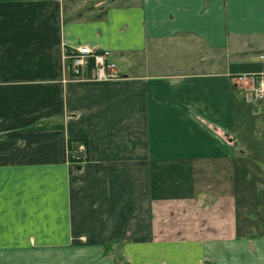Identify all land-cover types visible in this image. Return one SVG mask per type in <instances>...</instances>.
<instances>
[{
	"label": "crops",
	"instance_id": "0c3cea01",
	"mask_svg": "<svg viewBox=\"0 0 264 264\" xmlns=\"http://www.w3.org/2000/svg\"><path fill=\"white\" fill-rule=\"evenodd\" d=\"M0 12V264H264V100L234 79L264 73V0ZM79 46L118 78H73Z\"/></svg>",
	"mask_w": 264,
	"mask_h": 264
},
{
	"label": "built area",
	"instance_id": "2783aa9c",
	"mask_svg": "<svg viewBox=\"0 0 264 264\" xmlns=\"http://www.w3.org/2000/svg\"><path fill=\"white\" fill-rule=\"evenodd\" d=\"M65 59L68 61V69L73 78H81L88 71L91 78L96 81H110L118 78L117 68L111 61L110 52L107 50L79 46L72 49ZM234 79L237 84L249 85L248 91L254 102L264 100V73L238 74ZM73 153L75 158L80 160L79 162L84 161L87 154L86 144L77 143Z\"/></svg>",
	"mask_w": 264,
	"mask_h": 264
},
{
	"label": "rangeland",
	"instance_id": "374dc122",
	"mask_svg": "<svg viewBox=\"0 0 264 264\" xmlns=\"http://www.w3.org/2000/svg\"><path fill=\"white\" fill-rule=\"evenodd\" d=\"M1 12H2V10H1ZM1 12H0V15H2L1 14ZM114 63V62H113ZM114 65H115V67L118 69V65L116 64V63H114ZM79 142H83V141H79ZM79 142H76L75 143V145H74V147L71 149H68V156H70V162L72 163V164H74V166L75 167H77V168H80L85 162H86V159H87V154H86V158H85V160L84 161H82V162H79L80 160H77L76 158H75V155H74V149H75V146L77 145V143H79ZM87 147V146H86ZM247 174H245L244 176H246ZM239 176H241L240 174H239ZM251 176H253L252 174H251ZM251 187V190L249 191V193L248 194H250L251 195V197H255V191H254V188L256 187V186H254V185H251L250 186ZM253 212V211H252Z\"/></svg>",
	"mask_w": 264,
	"mask_h": 264
}]
</instances>
